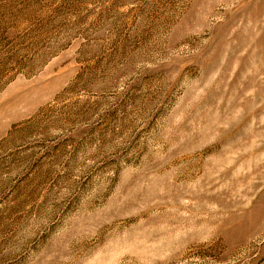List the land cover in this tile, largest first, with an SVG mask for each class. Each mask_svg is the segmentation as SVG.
I'll use <instances>...</instances> for the list:
<instances>
[{
  "label": "rangeland",
  "instance_id": "rangeland-1",
  "mask_svg": "<svg viewBox=\"0 0 264 264\" xmlns=\"http://www.w3.org/2000/svg\"><path fill=\"white\" fill-rule=\"evenodd\" d=\"M0 264H264V0H0Z\"/></svg>",
  "mask_w": 264,
  "mask_h": 264
}]
</instances>
